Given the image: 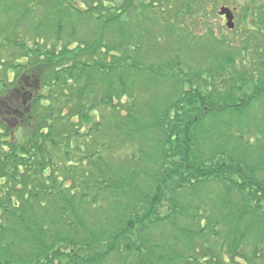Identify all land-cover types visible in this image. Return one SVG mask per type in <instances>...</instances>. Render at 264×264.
Wrapping results in <instances>:
<instances>
[{
	"label": "trees",
	"instance_id": "1",
	"mask_svg": "<svg viewBox=\"0 0 264 264\" xmlns=\"http://www.w3.org/2000/svg\"><path fill=\"white\" fill-rule=\"evenodd\" d=\"M204 1L50 0L47 10L45 3L47 15L33 31L38 48L32 54L23 50L30 63L9 65L15 81L16 71L31 80L29 92L21 93L23 102L15 103L18 87L0 82V264L264 260L258 247L264 242V223L255 228L251 219L246 221L249 215L264 220V215L258 216L264 178L257 176L264 175V154L255 164L234 157L227 164L198 149L212 132L227 127L223 120L228 118L237 130L244 132L246 126V136H254L258 150H263L264 127L255 126L253 132L244 124L251 125V105L260 101L264 107L263 78L251 85L235 78L225 92L214 88L206 93L183 77L174 59L183 50L178 41H187L184 19L198 18L207 5ZM246 1V9L254 8L248 16L256 21L257 0ZM0 15L9 20V25L0 26V37L8 35L9 44H15L11 37H17L20 23L32 19L31 10L26 3L5 4ZM159 36L169 40L163 51L152 44ZM152 48L165 61L148 63ZM212 51L221 62L220 72L235 64L224 50ZM159 86L168 89L170 100L163 99L161 106L157 99L143 102L142 97L149 99L150 90ZM125 155L129 164L119 168ZM144 161L150 168L140 166ZM140 175L146 183H135ZM210 184H220L223 192L217 196L211 191L204 199L201 191ZM234 192L241 194L236 204L230 198ZM182 193L183 206L178 203ZM188 198L199 206L190 207ZM254 198L252 207L249 201ZM203 200L217 207L222 202L235 214L202 217ZM184 218L200 223V235L216 234L215 228L225 226L224 241L203 246L200 252L192 248L193 257H187L191 232ZM164 224L171 226L172 234L161 241L152 229ZM250 233L258 234L251 260L240 252ZM179 239L184 252L176 246Z\"/></svg>",
	"mask_w": 264,
	"mask_h": 264
},
{
	"label": "rangeland",
	"instance_id": "2",
	"mask_svg": "<svg viewBox=\"0 0 264 264\" xmlns=\"http://www.w3.org/2000/svg\"><path fill=\"white\" fill-rule=\"evenodd\" d=\"M1 0L0 1V14H2V10H4V5H11L15 3H18L20 6H23L25 3L27 4V8L31 10L32 12V19L29 18V20L23 21L20 23L19 28L16 29L17 37H11L15 44L11 43L9 44V36L6 35L0 37V82H3L5 85H13L12 87L16 86V90L18 87L17 93V99H15V103L18 104L20 101L23 102V94L28 93V85L31 83L30 78H23L21 71H16L17 77L19 78L15 81V74H13L14 69H9V65H18V64H26L27 62L30 63V59H26L25 52L23 50L27 49L30 54L35 51V48H38L37 44L34 43V37H33V31L35 32V25L39 22V20L43 17V15H47V8L49 6L50 0ZM49 1V2H48ZM46 4V10L44 9L45 3ZM207 5L206 7L197 14L199 16L198 18H185L184 22L186 24V27L188 29L187 31V41L184 39L179 40V44L182 46L183 50L178 52L179 54H174V59L177 63H179L180 69L184 72L183 77H185L187 80H191L192 84H195L197 88H200L201 90L205 91L206 93L212 92L214 88H219L221 91L225 92L231 86L235 78H244L245 82L249 85L258 83L257 80L260 78H263L264 81V0H257L255 1V8L256 10V21L252 20L248 16L250 12L254 9L252 5H250V8L246 9L244 5H246V0H205L204 1ZM3 4V5H2ZM52 4V2H50ZM38 5V7H36ZM221 7H227L229 9L235 10L234 12V29L232 31H227L225 28V21L220 19V17L217 15V12L219 8ZM262 7V8H261ZM204 11L207 13L204 16V22L199 19L203 17ZM258 11V12H257ZM263 13V15H262ZM258 16L260 18H258ZM12 17V16H11ZM248 17V18H247ZM12 19V18H11ZM16 19V15H14L13 20ZM261 19V20H260ZM247 21V23L245 22ZM11 22V21H10ZM31 22V23H30ZM32 24V25H31ZM9 25V20H5L2 15H0V26ZM21 32V34H19ZM31 33V34H30ZM223 43V47L220 48L216 45V42ZM154 45H156L157 48H160L161 51L167 46L168 39L165 36L162 37H156L154 38ZM175 41V40H174ZM17 42V43H16ZM218 42V43H219ZM45 45V44H44ZM43 48V47H42ZM217 49L219 51L220 49L224 50L222 54H228L232 56L235 60V64L232 66V68H226V71L224 73L219 71V67L221 66V62L219 59H215L213 54L215 55V52L212 50ZM156 51H154V48L150 52H147L148 56V63L151 64H159L165 60H161V58L164 57V55H157L159 56L157 58ZM169 57H173V54H171ZM3 62V64H2ZM259 79V80H260ZM173 80V79H170ZM170 80H166V82H171ZM10 82V83H9ZM174 82V81H173ZM9 83V84H8ZM7 87V86H6ZM154 88V90H150L152 94L149 96V99L146 97H142L143 102H146L150 99L154 101V99H157L158 105L161 106V102L163 99H169V95L166 93L168 92V89L166 90L165 87L159 86ZM185 89H188L187 86H185ZM21 93H23L21 95ZM8 94V93H7ZM1 99V95H0ZM28 101V99H27ZM25 103V102H24ZM145 104V103H144ZM146 107V105H144ZM249 110V112H248ZM247 116H249L250 124L249 122L244 123L245 125L250 126V130L254 132L255 126L264 127V107L263 103L258 101L251 105L247 109ZM241 119H244V117H240ZM228 118H225L224 124L227 126L226 128L217 129L214 133L212 132V135L208 138H205V140L202 141L200 145H198V149L201 150V152L204 155H210L213 153L217 156V158L214 161H222L225 163H229V159L232 157L239 159L242 162H249L255 161L254 164L259 160V157L264 154V146L263 150L259 151V144L258 140L254 136H246L250 133L246 132L247 128L242 125V131L237 130L236 127L232 125L231 122L227 121ZM246 119H244L245 121ZM221 130V133L219 135H216L215 133L217 131ZM153 133L155 134V129H153ZM157 131V130H156ZM242 137L240 140L239 138ZM216 136V137H215ZM110 140V137L109 139ZM212 142V143H211ZM264 143V140L263 142ZM263 145V144H262ZM108 153H105V155L102 156V158L106 159ZM114 156V154H113ZM115 157V156H114ZM264 157V156H262ZM212 158V157H211ZM128 157L122 156L121 161L118 162L119 168H124L128 166ZM117 160V159H116ZM115 164V161L113 164H110L111 166ZM140 166L148 167L150 166L144 161L141 162ZM263 167L264 166H260ZM91 168L88 169V171ZM87 170V169H86ZM155 171V170H154ZM84 173V172H82ZM263 172L261 171V174ZM145 176H147V172H145ZM258 178H264V175H259ZM145 178V177H144ZM137 181H141V184L146 183L142 177V175L139 176L138 179H135V183L137 184ZM78 181H74V183L77 184ZM69 183H66L68 185ZM211 186H204L205 188L201 191V196L206 199L210 197L209 192H213L214 194H221L223 192V187L219 184H210ZM198 190L194 192L197 193ZM1 194V192H0ZM197 195V194H196ZM241 194L239 193H232L230 198L231 201L236 204L239 202V196ZM253 197V193H248ZM183 196V197H182ZM214 196V195H213ZM244 196V195H243ZM0 199H3L2 194L0 195ZM227 197V195H226ZM225 194L222 196L223 199L226 198ZM248 197V196H247ZM246 197V200L248 198ZM178 203L180 205H184L186 199L184 197V193L179 194L178 196ZM259 198V196H258ZM190 201V207L194 204L195 206H199V201H194L193 199H187V202ZM205 201V202H204ZM203 206L205 207V211L202 214V217H205L206 215H212L214 216L221 214V215H227L229 212H235L234 209H231L230 207L222 206V202L220 203L221 206L217 207L218 205H214L212 203V200H203ZM214 202V201H213ZM256 202V198L249 201V204L253 207L254 203ZM241 206H244L243 210H246L245 204L240 203ZM182 205V206H183ZM34 208H36V205H34ZM262 209L261 212L258 213V216L264 215V202L261 203ZM166 207L161 209V213L163 216H165ZM216 215H215V214ZM188 214H191V211L188 212ZM3 215V214H2ZM249 218H246V221L254 222L253 224L256 225V223H264V220L259 221L258 217H252L251 215L248 216ZM4 218V215H3ZM261 218V217H260ZM186 221L187 219L184 218ZM184 226L187 227L186 229H189L191 240H187L188 243H191V246L186 247L185 255L187 257H193L191 256L193 252L191 249L193 248L194 251L200 252L202 247H208L212 246L214 244L220 245L226 236V231L228 230L225 226L222 227L220 225L215 228L216 234H212L211 231L204 233L200 235V223L194 224L191 220H188L184 222ZM165 225V226H164ZM161 227H157L155 225V228L152 229L154 234H157V239H161L163 241L166 238L172 234L171 226L164 224ZM164 226V227H163ZM181 227V226H180ZM263 228L262 226L256 225L255 228ZM224 228V229H223ZM191 229V230H190ZM226 229V230H225ZM199 231V232H198ZM152 233V234H153ZM258 235V234H257ZM256 234L250 233L248 234L247 242L244 244V246H241L240 252H242L243 255H246L249 260L252 257V251L255 246V239L257 237ZM178 238V236H177ZM177 242L176 246L180 248L179 252H184V244L180 241ZM172 241V240H171ZM170 241V243H172ZM245 242V241H244ZM241 243V244H242ZM224 244V243H223ZM189 245V244H187ZM259 251L261 252V255L264 256V242L263 244L259 245ZM192 260V258H191ZM254 260V259H253ZM256 260V259H255ZM239 262L240 259H238ZM259 262H263L264 260H258ZM115 262V261H113ZM254 262V261H253ZM258 262V263H259ZM260 263V264H261Z\"/></svg>",
	"mask_w": 264,
	"mask_h": 264
},
{
	"label": "water",
	"instance_id": "3",
	"mask_svg": "<svg viewBox=\"0 0 264 264\" xmlns=\"http://www.w3.org/2000/svg\"><path fill=\"white\" fill-rule=\"evenodd\" d=\"M233 11L227 7H221L219 8L217 15L219 17H224L225 18V28L229 31L234 29V17H233Z\"/></svg>",
	"mask_w": 264,
	"mask_h": 264
},
{
	"label": "flooded vegetation",
	"instance_id": "4",
	"mask_svg": "<svg viewBox=\"0 0 264 264\" xmlns=\"http://www.w3.org/2000/svg\"><path fill=\"white\" fill-rule=\"evenodd\" d=\"M220 19L224 20V18H223V17H221Z\"/></svg>",
	"mask_w": 264,
	"mask_h": 264
}]
</instances>
